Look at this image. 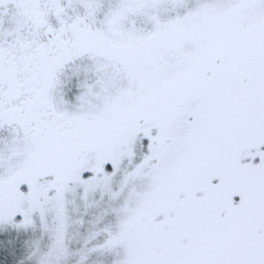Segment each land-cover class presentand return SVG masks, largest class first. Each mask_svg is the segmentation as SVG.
I'll list each match as a JSON object with an SVG mask.
<instances>
[{
    "label": "snow or ice",
    "instance_id": "obj_1",
    "mask_svg": "<svg viewBox=\"0 0 264 264\" xmlns=\"http://www.w3.org/2000/svg\"><path fill=\"white\" fill-rule=\"evenodd\" d=\"M0 264H264V0H0Z\"/></svg>",
    "mask_w": 264,
    "mask_h": 264
}]
</instances>
